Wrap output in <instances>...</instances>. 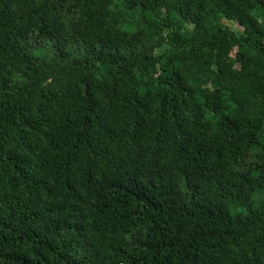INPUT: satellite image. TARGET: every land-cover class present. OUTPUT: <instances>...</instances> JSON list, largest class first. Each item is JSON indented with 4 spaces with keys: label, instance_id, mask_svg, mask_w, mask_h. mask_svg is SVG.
I'll return each mask as SVG.
<instances>
[{
    "label": "trees",
    "instance_id": "trees-1",
    "mask_svg": "<svg viewBox=\"0 0 264 264\" xmlns=\"http://www.w3.org/2000/svg\"><path fill=\"white\" fill-rule=\"evenodd\" d=\"M0 264H264V0H0Z\"/></svg>",
    "mask_w": 264,
    "mask_h": 264
},
{
    "label": "rangeland",
    "instance_id": "rangeland-1",
    "mask_svg": "<svg viewBox=\"0 0 264 264\" xmlns=\"http://www.w3.org/2000/svg\"><path fill=\"white\" fill-rule=\"evenodd\" d=\"M236 27H238V28H239V25H237V24H236Z\"/></svg>",
    "mask_w": 264,
    "mask_h": 264
}]
</instances>
